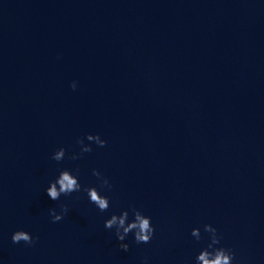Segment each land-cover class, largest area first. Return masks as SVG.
Wrapping results in <instances>:
<instances>
[{
	"label": "clouds",
	"instance_id": "clouds-1",
	"mask_svg": "<svg viewBox=\"0 0 264 264\" xmlns=\"http://www.w3.org/2000/svg\"><path fill=\"white\" fill-rule=\"evenodd\" d=\"M71 88L73 90L77 87V82L73 81L71 83ZM85 139L91 143H95L98 147H105L107 141L102 139L99 134H87L86 137L77 140V144L80 145V152L72 153L69 157L71 160H77L81 158L84 153L92 152L93 149L91 144L85 143ZM66 149L61 147L57 149L52 154V159L59 162L65 158ZM78 171V170H77ZM92 175L99 181L100 189L111 190L112 185L108 178L102 175V173L97 170H92ZM100 189L96 186L84 187L79 182L78 175H74L69 169L60 170L58 176L49 182V186L45 189L46 194L53 201H57L60 197L69 196L72 193L84 191L89 202L94 204L100 212H106L110 207V200L108 196L102 195ZM132 214V219L129 220V210L125 209L120 212L119 215L113 213L110 218L106 219L104 222V227L108 230H114L116 240L119 241V248L127 252L129 250V244L124 241L132 234L136 244H149L155 234V227L152 224L150 216L145 215L140 209L135 207L130 209ZM68 208L66 205H62L60 211L57 212L56 209H50L49 214L53 223L61 221L67 214ZM203 231L209 234V243L207 247L201 249L195 257V264H233L235 260V253L226 247H216L221 243V235L218 230L212 224H204ZM191 236L197 241L202 239L200 228H193L191 230ZM36 239L29 232L24 230L15 231L11 240L14 244H19L23 242L25 245L32 246L36 243ZM144 264H147V257L144 259Z\"/></svg>",
	"mask_w": 264,
	"mask_h": 264
}]
</instances>
